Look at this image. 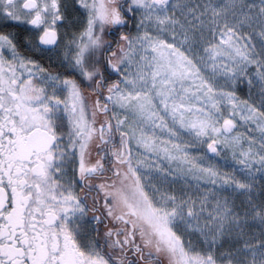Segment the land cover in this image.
Returning <instances> with one entry per match:
<instances>
[{
    "label": "snow or ice",
    "instance_id": "snow-or-ice-1",
    "mask_svg": "<svg viewBox=\"0 0 264 264\" xmlns=\"http://www.w3.org/2000/svg\"><path fill=\"white\" fill-rule=\"evenodd\" d=\"M0 264H264V0H0Z\"/></svg>",
    "mask_w": 264,
    "mask_h": 264
}]
</instances>
